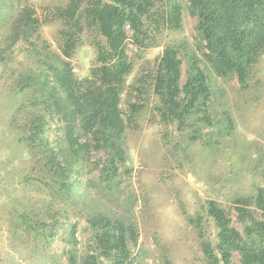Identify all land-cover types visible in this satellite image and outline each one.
<instances>
[{
	"label": "trees",
	"instance_id": "trees-1",
	"mask_svg": "<svg viewBox=\"0 0 264 264\" xmlns=\"http://www.w3.org/2000/svg\"><path fill=\"white\" fill-rule=\"evenodd\" d=\"M184 11L195 19L193 47L186 48L184 42L165 44L148 72L130 84L129 95L133 90L137 94L122 108L133 65L127 43L136 51L158 46L164 32L181 27ZM52 20L61 22L58 52L37 34L40 24ZM19 41L30 44L28 53L18 51L28 65L0 102V143L6 144L1 145L5 154L0 159V199L10 205L16 222L36 235L50 233L46 217L40 218L18 199L26 186L49 190L47 216L56 200L85 203L91 210L87 218L91 238L76 259V228L69 226L71 264H133L135 224L102 208L95 198L86 201L87 192L97 186L108 197L118 188L120 169H129L127 132L147 107L161 124L177 131V151L185 152L188 145L201 141L204 128L215 122L212 75L235 78L247 88L264 55V0H68L42 20L23 6L9 32L0 36V64L10 62ZM83 43L93 47L94 56L89 74L79 77L72 60ZM23 109L25 120L15 125V116ZM223 114L218 128L229 133L232 117L227 110ZM202 143L208 146L210 139ZM24 161L33 162L26 172L13 167ZM91 172H96L95 178L88 176ZM231 203L234 219L230 209L215 200L201 206L203 213L187 217L197 231L202 264H235L234 252L237 264H264V179ZM56 213L51 215L53 224Z\"/></svg>",
	"mask_w": 264,
	"mask_h": 264
},
{
	"label": "rangeland",
	"instance_id": "rangeland-1",
	"mask_svg": "<svg viewBox=\"0 0 264 264\" xmlns=\"http://www.w3.org/2000/svg\"><path fill=\"white\" fill-rule=\"evenodd\" d=\"M67 1L0 0V36L9 32L23 6L31 8L34 16L42 20L53 7L63 6ZM194 24L195 19L184 11L181 27L164 32L158 39V46L136 51L127 43V53L133 65L126 78L122 108L127 98L134 101L137 94L133 90L129 95L130 84L136 83L141 74L148 72L165 44L184 42L182 44L186 48L193 47ZM60 27V21L52 20L40 24L37 29L39 39L57 52L56 34ZM28 47L30 44L26 41L16 42L10 62L0 64V102L15 87L17 73L28 65L18 54L19 50H22V54L28 53ZM93 56L94 49L88 43L76 48L72 62L77 76L85 77L89 74ZM185 67L183 61L181 83L185 79ZM253 70L247 88H241L235 78L221 79L212 75L211 98H214L217 105L211 116L212 122H215L213 126L204 128L201 141L188 145L185 152L177 151V137L174 136L177 131L172 126L161 124L150 107L145 108V112L137 117L136 125L127 132L129 169H120L118 188L108 197L97 186L89 188L86 201L95 198L102 208L114 215H124L135 224L138 234L135 247L132 248L133 264H202L203 254L197 231L187 217L201 213L200 208L207 200H215L220 206L229 208L231 218L234 219L233 198L250 194L254 184L263 183L264 55ZM28 105L25 102L23 107L27 109ZM224 110L232 117L229 133L218 128L223 121ZM25 115L24 109L20 110L14 124L21 125ZM11 128L14 130V127ZM5 135L7 137L9 134ZM54 135L50 133L49 136L54 138ZM206 138L210 139L208 146L202 143ZM1 145L6 146L3 143ZM2 146L0 159L5 154ZM32 163L24 161L19 165L13 164V167L26 172L28 164ZM88 176L95 178L96 172ZM19 194L20 201L32 210L35 209L40 218L46 217V231L50 235H46V232L44 235H36L25 230L16 222L5 198L0 199V264H71L68 228L71 224L76 228L77 259L91 238L87 226L90 208L72 199L66 203L56 200L57 204L49 206L51 209L48 217L47 212H44L50 198L47 188L31 184L20 190ZM27 198H30L29 201ZM53 213L58 216L54 218L57 220L54 224L51 219ZM233 225L238 228L235 221ZM232 260L238 263L236 252Z\"/></svg>",
	"mask_w": 264,
	"mask_h": 264
}]
</instances>
